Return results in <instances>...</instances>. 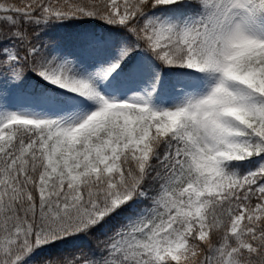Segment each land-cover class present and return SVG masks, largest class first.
<instances>
[{"label":"snow or ice","instance_id":"snow-or-ice-1","mask_svg":"<svg viewBox=\"0 0 264 264\" xmlns=\"http://www.w3.org/2000/svg\"><path fill=\"white\" fill-rule=\"evenodd\" d=\"M0 264H264V0H0Z\"/></svg>","mask_w":264,"mask_h":264},{"label":"trees","instance_id":"trees-1","mask_svg":"<svg viewBox=\"0 0 264 264\" xmlns=\"http://www.w3.org/2000/svg\"><path fill=\"white\" fill-rule=\"evenodd\" d=\"M97 30H99V29H97ZM70 31H72V29L61 30L60 33L53 34V37H54V39H58L60 36L65 35L66 32H70ZM66 50H67V51H70V52H71V51H75L74 47H73L71 44H69V45L66 46ZM34 82H35V81L33 80L32 83H34ZM118 223H119V221L114 222V225H113V226L115 227ZM94 242H95V237L91 238V239L88 241L89 244H93ZM72 247H73V246H70V249H71ZM76 250H79V249L77 248Z\"/></svg>","mask_w":264,"mask_h":264},{"label":"rangeland","instance_id":"rangeland-1","mask_svg":"<svg viewBox=\"0 0 264 264\" xmlns=\"http://www.w3.org/2000/svg\"><path fill=\"white\" fill-rule=\"evenodd\" d=\"M12 99H15V94H14V96L12 97Z\"/></svg>","mask_w":264,"mask_h":264}]
</instances>
